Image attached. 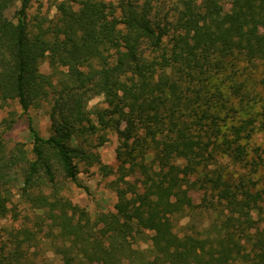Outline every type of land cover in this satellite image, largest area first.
Segmentation results:
<instances>
[{
	"label": "trees",
	"instance_id": "trees-1",
	"mask_svg": "<svg viewBox=\"0 0 264 264\" xmlns=\"http://www.w3.org/2000/svg\"><path fill=\"white\" fill-rule=\"evenodd\" d=\"M32 2L0 0V97L25 111L49 102L52 132L31 126L30 159L8 154L0 130V264H34V233L1 226L11 190H55L58 174L82 186L80 162L116 173L118 200L95 219L64 205L51 231L60 264H264V109L237 67L264 73V0L226 12L220 0H57L31 24ZM101 94L108 107L92 112ZM98 129L119 134L117 168L84 145ZM200 205L215 219L180 235L175 218Z\"/></svg>",
	"mask_w": 264,
	"mask_h": 264
},
{
	"label": "rangeland",
	"instance_id": "rangeland-1",
	"mask_svg": "<svg viewBox=\"0 0 264 264\" xmlns=\"http://www.w3.org/2000/svg\"><path fill=\"white\" fill-rule=\"evenodd\" d=\"M231 1L220 0L224 12L231 9ZM56 3L57 0H33L28 10L29 22L31 24L37 23L43 17L53 18L57 12ZM18 8V4L8 8L6 11L7 15L15 18ZM237 67L244 73L243 77L246 79V86L250 90L260 92L255 109L256 111H263L264 84L260 82L264 78L262 67L253 71V68L247 67V63L245 62H239ZM40 69L44 73H50L49 62L44 61ZM97 107H108L106 94L95 96L89 102V109L92 112ZM50 109L51 104L45 101L40 106H35L25 111L17 100L5 101L0 97V130L4 131V146L8 154H11L17 148H23L30 159L35 158V155L32 153L34 136L31 126L41 136L49 137L52 132L49 115ZM92 117L93 120L97 121L94 114ZM8 123L11 125L10 128H7ZM254 140L256 144L264 145V131L258 132ZM119 143V134L115 129H98L96 134L90 136L88 141L84 142V145L88 149L97 152L100 155L102 163L117 168V149ZM79 168L78 182L82 186L58 174L57 188L55 190L51 188L34 189L31 191L29 197L23 196L21 190L18 188L11 190V199L8 202L9 211L7 216L1 220V226L8 229L26 228L34 233L35 239L26 244L29 247V255L34 264L61 263V258L56 254L55 249L57 245L62 243V240L54 234L57 231L55 226L53 234L51 231L54 219L64 205L65 207L67 205H75L86 211L92 219H95L100 212L115 210L118 197L113 182L118 175L116 173L110 176L103 175L97 164L88 166L84 162H80ZM261 174H264V169L261 170ZM138 183L144 185L141 179ZM192 193L195 202L199 204L201 201L199 192L193 191ZM43 195L49 199V204L42 200L40 201V197ZM69 212L71 213V210ZM215 214L216 210L214 207L207 209L203 205L187 217H176L175 229L180 235L185 233H203L215 219ZM139 246L142 249H147L149 243L143 242Z\"/></svg>",
	"mask_w": 264,
	"mask_h": 264
}]
</instances>
